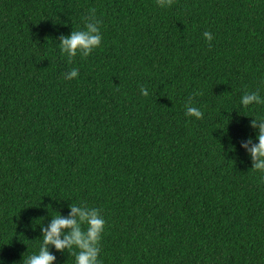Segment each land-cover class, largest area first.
Segmentation results:
<instances>
[{
    "label": "trees",
    "instance_id": "obj_1",
    "mask_svg": "<svg viewBox=\"0 0 264 264\" xmlns=\"http://www.w3.org/2000/svg\"><path fill=\"white\" fill-rule=\"evenodd\" d=\"M91 9L101 46L69 61L60 38ZM252 91L264 0H0V264L73 203L106 220L102 264H264V172L240 147L264 116L240 104Z\"/></svg>",
    "mask_w": 264,
    "mask_h": 264
},
{
    "label": "clouds",
    "instance_id": "obj_2",
    "mask_svg": "<svg viewBox=\"0 0 264 264\" xmlns=\"http://www.w3.org/2000/svg\"><path fill=\"white\" fill-rule=\"evenodd\" d=\"M161 8L169 7L172 0H156ZM92 18L85 23L83 30L72 31L67 36L60 38V51L65 54L69 61L78 53L87 57L94 49L101 46L102 33L101 21L95 16V10L91 9ZM207 41H211L213 36L209 31L203 33ZM79 76L78 68L73 67L64 74L68 80L76 79ZM140 92L147 96L148 90L141 86ZM240 104L243 107L264 104L257 91L245 92L240 97ZM187 116L200 119L203 113L199 108L186 105ZM250 126L257 129L256 142L251 140L242 142L240 147L248 154L251 161V168L264 172V116H257L251 120ZM67 217L56 213L46 229H43V243L37 253L31 254L24 260V264H55L56 257L49 250L51 245L57 251L73 250L74 264H102L100 256V242L105 230L106 220L97 208H89L82 204L69 205Z\"/></svg>",
    "mask_w": 264,
    "mask_h": 264
},
{
    "label": "bare ground",
    "instance_id": "obj_3",
    "mask_svg": "<svg viewBox=\"0 0 264 264\" xmlns=\"http://www.w3.org/2000/svg\"><path fill=\"white\" fill-rule=\"evenodd\" d=\"M175 215V214H174Z\"/></svg>",
    "mask_w": 264,
    "mask_h": 264
}]
</instances>
